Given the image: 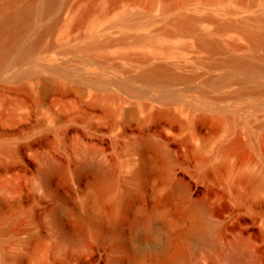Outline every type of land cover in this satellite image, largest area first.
<instances>
[{
    "label": "rangeland",
    "instance_id": "1",
    "mask_svg": "<svg viewBox=\"0 0 264 264\" xmlns=\"http://www.w3.org/2000/svg\"><path fill=\"white\" fill-rule=\"evenodd\" d=\"M116 1L138 20L134 28L106 26L104 37L145 36L181 12L264 10V0ZM160 41L180 49L163 61L190 65L205 56L190 48V35ZM152 52L147 41L109 45L115 68L91 73L116 78V86L47 71L0 77V264H108L113 256L124 264H234L236 240L245 245L239 264H264V102L130 89L128 77L156 60ZM47 158L59 168L43 184ZM197 202L212 224L209 244L190 213ZM163 215L174 225L163 227ZM78 236L81 244L63 240ZM165 236L169 248L161 250Z\"/></svg>",
    "mask_w": 264,
    "mask_h": 264
},
{
    "label": "bare ground",
    "instance_id": "2",
    "mask_svg": "<svg viewBox=\"0 0 264 264\" xmlns=\"http://www.w3.org/2000/svg\"><path fill=\"white\" fill-rule=\"evenodd\" d=\"M165 19L160 28L145 36L121 34L115 38L108 35V38L102 35L106 26L134 28L138 20L136 12L116 0H0V77H35L47 71L56 76L77 75L102 85H120L116 78L101 80L102 74L91 73V68L95 66L104 72L115 68L109 64L108 46L131 39L150 43L156 60L128 77L130 89L172 96L190 90L201 99L214 102L225 101L229 96L248 98L243 102H264V10L251 16H234L232 12L196 16L181 12ZM201 21L209 23L211 28L201 30ZM228 31L233 32L232 40L223 39ZM175 34L192 36L194 42L190 48L205 56L196 58L190 65L159 59L179 53L180 49L157 45L162 42L160 39ZM133 83H138V88ZM148 142L154 143L142 139L138 144ZM44 161L43 184L48 172L59 168L48 158ZM100 169L110 176L108 167ZM190 213L196 218L198 234L206 243L213 242L212 224L203 202L194 203ZM163 217V227L174 225L175 220L167 215ZM63 240L72 244L84 242L82 237ZM232 244L230 257L234 264H239L238 257L245 245L238 240ZM113 246L120 248L121 244L114 241ZM158 246L161 250L169 248L166 236ZM108 264H124V261L113 256Z\"/></svg>",
    "mask_w": 264,
    "mask_h": 264
}]
</instances>
